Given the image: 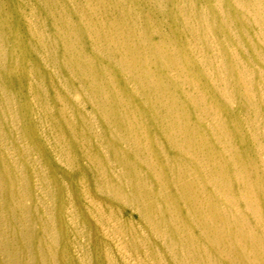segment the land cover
<instances>
[{
    "label": "bare ground",
    "instance_id": "1",
    "mask_svg": "<svg viewBox=\"0 0 264 264\" xmlns=\"http://www.w3.org/2000/svg\"><path fill=\"white\" fill-rule=\"evenodd\" d=\"M181 60L196 76L177 73ZM260 65L264 0H0V137L24 94L31 132L75 182L138 211L165 264H264ZM209 96L236 113L233 133ZM2 162L0 198L28 231L29 195Z\"/></svg>",
    "mask_w": 264,
    "mask_h": 264
},
{
    "label": "rangeland",
    "instance_id": "2",
    "mask_svg": "<svg viewBox=\"0 0 264 264\" xmlns=\"http://www.w3.org/2000/svg\"><path fill=\"white\" fill-rule=\"evenodd\" d=\"M175 38L178 39L177 34ZM173 47L179 53L180 50L184 52L181 46ZM177 73L193 77L197 70L186 63ZM258 73H264L263 65H260ZM195 80L202 85L206 79L202 74ZM176 95L184 106L189 107L190 103L181 98L179 91ZM210 99L207 98V106L220 112L227 122L228 131L232 132L236 113L220 97ZM25 100L24 94L18 98L20 103ZM20 103L11 105L9 111L16 119L4 126L3 136L0 137V189H9L2 169V161L6 163L7 160L13 164V176L18 179V187L22 182L24 191L29 195L25 218H18L19 223L27 225L28 231L17 227L10 215L13 208L10 201L0 198V264H101V261L111 264H165L166 260L159 259V251L163 248L148 242L150 232L137 219L138 211L122 209L114 200V193L100 195L99 189L91 185V180L75 182L58 151L53 152L41 142L40 136L31 132L33 121L26 116L27 108ZM235 110L240 113L239 108ZM149 112L145 110V114ZM250 139L247 134L236 136L234 145L252 143ZM159 140L163 144L168 142L161 135ZM257 164L264 165V152L259 153ZM6 179L9 181L7 175ZM261 181L264 182V176ZM199 188L209 189L210 186L201 181ZM241 205L242 202L236 199L235 207ZM259 211L264 213L261 196ZM129 227L133 230L134 239L129 234ZM134 240L141 243L139 249L130 247ZM145 256L148 258L145 259Z\"/></svg>",
    "mask_w": 264,
    "mask_h": 264
}]
</instances>
